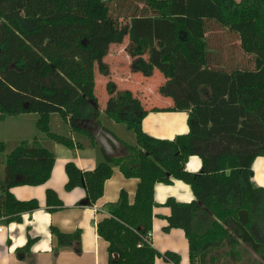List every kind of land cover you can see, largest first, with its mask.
I'll return each instance as SVG.
<instances>
[{
    "label": "trees",
    "instance_id": "1",
    "mask_svg": "<svg viewBox=\"0 0 264 264\" xmlns=\"http://www.w3.org/2000/svg\"><path fill=\"white\" fill-rule=\"evenodd\" d=\"M117 18L128 19L125 30L113 27ZM98 21L106 30L94 40ZM127 36L137 55L132 70L146 78L159 71L157 92L172 102L150 110L189 113V132L172 140L150 136L142 129L149 111L143 97L107 84L105 113L136 132L137 145H126L125 155L107 156L91 170L67 162L65 189L83 186L93 206L113 165L139 178L134 201L122 190L106 205L109 216L98 222L99 236L109 242V263L155 264L161 257L180 264L178 253L158 251L151 241L155 184L177 178L192 187L195 199L164 203L171 209L165 231L184 230L191 264H207L209 257L213 263V252L228 243L230 257L237 259L239 242L264 264V242L252 233L256 223L264 224V188L251 180L253 162L264 157V0H0V116L34 113L41 133L72 146L70 138L50 131V115L59 113L76 131L82 130L78 122L99 117L95 69L109 75L103 58ZM192 155L202 161L199 173L185 167ZM55 162L37 137L6 155L0 219L20 222L23 213L40 207L36 198L20 200L11 189L45 184ZM46 206L63 208L55 189H47ZM52 233L61 246L80 238V231L64 233L55 226ZM34 241L29 238L21 251Z\"/></svg>",
    "mask_w": 264,
    "mask_h": 264
},
{
    "label": "crops",
    "instance_id": "2",
    "mask_svg": "<svg viewBox=\"0 0 264 264\" xmlns=\"http://www.w3.org/2000/svg\"><path fill=\"white\" fill-rule=\"evenodd\" d=\"M125 38L122 42L112 44L108 54L103 58V61L109 67V75L101 74L103 78V92L101 93L104 94L101 95L103 100L99 117L78 122L77 125L82 130L76 131L72 129L71 123L59 113V116H56V124L53 123L54 114L51 113L50 115V131L56 135L70 138L72 146L61 144L48 135L41 133L37 127V115L34 113L28 114L35 117L36 126L35 135L32 134V138L28 139L39 138L42 145L55 154L56 162L52 174L45 184L12 187L11 190L18 199L28 201L36 198L40 207L33 212L23 213L20 222L6 223L4 219H0V264H110L109 242L99 236L97 231L98 222L109 216L106 205L116 202L122 190L128 192L130 202L134 201L139 178H128L118 166L113 165V175L104 183L103 196L93 206H89L87 204L86 188L79 186L73 190L65 189L68 180L65 165L67 162L72 161L81 170H91L102 163L107 156L120 158V156L125 155L127 153L126 145H137L136 132L128 129L125 123H118L105 113V107L110 98L108 95L105 97L107 94L106 87L110 81L114 82L119 90L130 88L133 93H138V96L141 95L143 101L145 97L150 96L145 92L144 95L141 94L143 88H148V85L140 88L139 91L140 84L138 77H136L137 73L133 70L131 72V62L136 57L132 59L126 50L129 45L134 47L135 43L131 42L129 37ZM147 56L148 54L142 57L146 58ZM126 65L127 69H125ZM155 75L159 77V81L163 80L159 71ZM158 100L161 104L156 103L146 108L149 111L142 121L143 131L150 136L168 140L174 139L179 134H187L189 132V113L150 110L155 105L166 107L172 103L170 98L163 96ZM28 139H22V141ZM15 143H18V141L15 140ZM2 147L5 148V146ZM252 165L254 171L251 179L252 184L264 188V183L259 182L257 179L258 173L264 175V157H257ZM185 167L192 173H199L203 170L202 161L197 155L189 157ZM48 188L55 189L58 192L63 201V208L50 211L49 207L46 206V191ZM169 198L189 203L195 199V194L190 185L177 178L172 179L170 184L164 182L155 184L154 200L157 206L153 210L151 241L158 251L178 253L181 258L180 264H191L189 241L186 239L184 230L176 228L165 231V227L169 223L167 217L170 215L171 209L164 203ZM52 226L57 227L64 233L80 231V238L68 245L61 246L52 233ZM257 230L264 235V224L261 222L256 223L252 229L254 237L258 241L264 242L261 238H257ZM31 237L35 238L31 249L26 252L21 251ZM229 244L222 250H215L213 256L216 259L212 263V258L209 257L207 264H219L225 259H227L226 264H248V258L241 257L243 252L246 251L243 246L248 247L255 255L259 256L258 253L252 250L250 245L239 242L236 249H234L237 251V259H233L229 255ZM225 255H227V258ZM259 257V260L252 257L256 260V264L262 262L261 256ZM155 264L173 263L159 257L156 258Z\"/></svg>",
    "mask_w": 264,
    "mask_h": 264
},
{
    "label": "rangeland",
    "instance_id": "3",
    "mask_svg": "<svg viewBox=\"0 0 264 264\" xmlns=\"http://www.w3.org/2000/svg\"><path fill=\"white\" fill-rule=\"evenodd\" d=\"M236 1H240V0H236ZM133 4H137L139 6H143L142 3H140L139 1H135ZM115 6V5H114ZM128 19L127 18H117L116 20H112L111 24L113 25V27L116 29H120V30H125V28L129 25L128 24ZM94 40H96L97 34L99 31H105L106 30V25L102 22V21H98L95 22L94 24ZM128 37V36H127ZM126 39V38H125ZM133 45H129L127 47V53L130 54L131 58H135L137 57V55H133L132 54V50H133ZM111 49V46H110ZM109 49V50H110ZM143 55H147L146 53H144ZM134 60V59H133ZM134 61L131 62V72H132V64ZM125 69H127V65L125 67ZM136 77H138V81H139V91L140 88L146 87L145 85H148V88H143V94L144 92L150 96L145 97L144 98V104L146 108L151 107L154 104H161V102L158 100L160 99L161 95H159V93L157 92V86L160 83L159 82V77H157L156 75H154V77L152 78H146L144 76H142V74L139 71H136ZM95 79H96V87H95V92L97 94L98 97L101 98V101L103 100V97H101V95H103V78L101 76V72L98 71V69H95ZM148 82V84H147ZM150 83V84H149ZM136 89V88H135ZM133 89V90H135ZM126 90V88L124 89ZM127 90H130L127 89ZM107 97V94L106 96ZM148 98V99H147ZM156 99V101H155ZM159 101V102H158ZM54 114V124H56V116H59L57 112L53 113ZM63 120V119H62ZM36 130V126H35V117L34 116H26V115H19V116H0V147L1 146H5L4 148V153H2L0 151V175L3 174L2 170H3V166L5 164V157L7 155L8 152H11L12 149H14L15 147H17L18 145L21 144L22 139H28V138H32ZM33 134V135H32ZM15 140L18 141V143H15ZM258 181L261 183H264V175H261L260 173H258ZM26 200V199H25ZM256 236L257 238H261L262 240H264V235L263 233H261L259 230H257L256 232ZM246 251L243 252V254L241 255V257H247L248 258V264H255L256 260H259L260 257L255 255L248 247L243 246ZM223 253V252H222ZM225 257L227 258V255H225ZM257 258L256 260L253 258ZM244 258V260H245ZM251 259V261H249ZM227 259H225L226 261ZM225 261L219 263V264H226Z\"/></svg>",
    "mask_w": 264,
    "mask_h": 264
},
{
    "label": "built area",
    "instance_id": "4",
    "mask_svg": "<svg viewBox=\"0 0 264 264\" xmlns=\"http://www.w3.org/2000/svg\"><path fill=\"white\" fill-rule=\"evenodd\" d=\"M1 229V228H0Z\"/></svg>",
    "mask_w": 264,
    "mask_h": 264
}]
</instances>
